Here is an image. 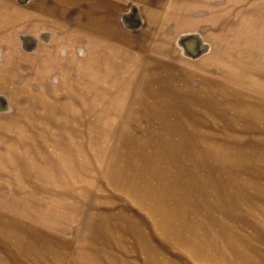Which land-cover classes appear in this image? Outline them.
Here are the masks:
<instances>
[{
  "label": "rangeland",
  "instance_id": "374dc122",
  "mask_svg": "<svg viewBox=\"0 0 264 264\" xmlns=\"http://www.w3.org/2000/svg\"><path fill=\"white\" fill-rule=\"evenodd\" d=\"M52 1L68 47L0 94V264H264V0Z\"/></svg>",
  "mask_w": 264,
  "mask_h": 264
},
{
  "label": "crops",
  "instance_id": "0c3cea01",
  "mask_svg": "<svg viewBox=\"0 0 264 264\" xmlns=\"http://www.w3.org/2000/svg\"><path fill=\"white\" fill-rule=\"evenodd\" d=\"M41 1L40 5H37L35 0L32 1L31 6L26 9L17 5V2L14 3V0H0V94H4V88L6 87L4 83L11 86L9 82H4V79L10 80L18 77L17 74L20 72L21 63H27L28 55H36L41 49L44 54H48L50 57L53 55L52 49L47 50L38 46L40 45V41H44L42 39L48 36L52 48L54 46V48H58L60 45L61 47H68L67 33L64 36L58 33V31L62 32L60 29L63 26L61 25L60 29L53 26V14L55 13L52 7L53 1ZM85 3L87 4L86 8L93 11V13L99 9L95 6V0L92 2L83 0L82 5ZM109 3L110 7L116 6V2L112 5V0ZM60 5H63V1L61 2V0ZM60 7L62 11L61 13L56 12V15L61 14L63 16L62 13L67 12L68 8L64 10L63 6ZM115 8L114 11H111V8H109V17H112L116 10ZM85 13L86 11L83 10L81 15L83 16ZM37 37H39V40ZM38 47L40 48L38 49ZM27 48L32 49L28 50Z\"/></svg>",
  "mask_w": 264,
  "mask_h": 264
}]
</instances>
